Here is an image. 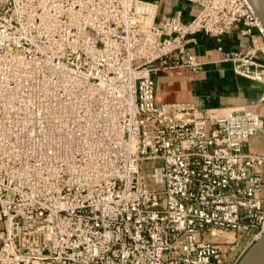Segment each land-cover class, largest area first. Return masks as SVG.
<instances>
[{"label":"built area","instance_id":"built-area-1","mask_svg":"<svg viewBox=\"0 0 264 264\" xmlns=\"http://www.w3.org/2000/svg\"><path fill=\"white\" fill-rule=\"evenodd\" d=\"M181 1L189 22L150 0H0V264H225L264 236V116L157 99L161 73L203 72L200 34L249 37L224 61L264 84V27L247 0ZM39 28L60 85L36 121L16 97Z\"/></svg>","mask_w":264,"mask_h":264},{"label":"crops","instance_id":"crops-1","mask_svg":"<svg viewBox=\"0 0 264 264\" xmlns=\"http://www.w3.org/2000/svg\"><path fill=\"white\" fill-rule=\"evenodd\" d=\"M159 6V15L176 16L183 12V20L191 21L199 11L196 5L181 0H152ZM193 53L205 62L200 74L184 69L163 72L157 78V99L164 104L194 105L200 109L250 108L264 116V84L235 74L233 64L225 62V54L232 51L245 52L251 47L249 37L238 32L225 36L219 44L215 39L198 35ZM223 48V51L219 50ZM264 64V57L260 60ZM253 154L264 156V133L250 140Z\"/></svg>","mask_w":264,"mask_h":264},{"label":"rangeland","instance_id":"rangeland-1","mask_svg":"<svg viewBox=\"0 0 264 264\" xmlns=\"http://www.w3.org/2000/svg\"><path fill=\"white\" fill-rule=\"evenodd\" d=\"M45 32L39 29L30 31L31 43L27 47L31 57V72L17 75V88L21 93L17 94L18 106H30L29 112L32 120L41 121L44 118L46 106L57 108L58 86L60 77L55 72L53 64H56L58 48L53 42L45 41ZM27 143H17V150H23ZM20 154V152H18ZM254 232L245 233L244 236L234 245L223 246L229 252L225 264H240L257 241L250 246Z\"/></svg>","mask_w":264,"mask_h":264},{"label":"water","instance_id":"water-1","mask_svg":"<svg viewBox=\"0 0 264 264\" xmlns=\"http://www.w3.org/2000/svg\"><path fill=\"white\" fill-rule=\"evenodd\" d=\"M247 1L250 4V6L252 7V9L254 10V12H255L256 16L258 17V19L260 20L262 26L264 27V0H247ZM263 241H264V236L256 242V244L253 246V248H255L258 244L262 243ZM252 249L249 251V253L245 256V258L243 259V261H241L240 264H243L245 262V260L250 255Z\"/></svg>","mask_w":264,"mask_h":264},{"label":"bare ground","instance_id":"bare-ground-1","mask_svg":"<svg viewBox=\"0 0 264 264\" xmlns=\"http://www.w3.org/2000/svg\"><path fill=\"white\" fill-rule=\"evenodd\" d=\"M243 264H264V241L252 249Z\"/></svg>","mask_w":264,"mask_h":264},{"label":"trees","instance_id":"trees-1","mask_svg":"<svg viewBox=\"0 0 264 264\" xmlns=\"http://www.w3.org/2000/svg\"><path fill=\"white\" fill-rule=\"evenodd\" d=\"M150 1H152V0H150Z\"/></svg>","mask_w":264,"mask_h":264}]
</instances>
